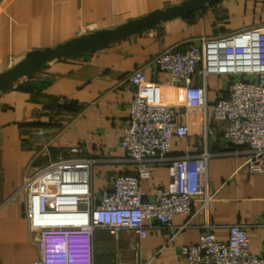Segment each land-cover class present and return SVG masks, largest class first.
<instances>
[{"label": "crops", "instance_id": "1", "mask_svg": "<svg viewBox=\"0 0 264 264\" xmlns=\"http://www.w3.org/2000/svg\"><path fill=\"white\" fill-rule=\"evenodd\" d=\"M181 1L0 0V72L28 51L113 27ZM259 26H264V0H219L93 53L47 62L40 71L1 91L0 264H33L38 258L25 217L24 195L9 199L36 168L78 148V155L93 159L91 186L95 195L115 174L135 171V165L125 160L120 140L129 103L137 92L150 102L173 106L179 114L178 122L190 125V135L171 138V154H193L199 150L196 143L205 140L206 148L214 154L207 164L213 199L207 215L197 201L190 226L171 241L169 229L156 223L141 239L130 231H121L114 239L111 231L96 230L92 237L93 263L135 264L131 250L135 242L137 264H184L180 245L196 243L206 224L222 240L227 238L228 225L244 224L250 251L259 252L264 244V173L250 172L245 155L227 153L233 147L218 137L224 124L209 112L217 98L228 96L229 77L207 76L204 112L202 108H186L183 90L169 85V74L157 70L151 62L164 49L184 50L204 37ZM139 67L145 75L144 84L138 88L118 85ZM37 129L44 133L37 135ZM167 165L156 162L141 178L145 198L150 199L158 186L167 185ZM186 220L175 215L172 224L178 226Z\"/></svg>", "mask_w": 264, "mask_h": 264}, {"label": "built area", "instance_id": "2", "mask_svg": "<svg viewBox=\"0 0 264 264\" xmlns=\"http://www.w3.org/2000/svg\"><path fill=\"white\" fill-rule=\"evenodd\" d=\"M151 62L169 74V85L183 90L186 108L204 112L207 76H228V96L217 98L209 110L224 124L218 137L233 147L227 153L245 155L250 172L264 173V26L204 37L184 50L164 49ZM144 83L139 67L118 85L138 88ZM178 116L173 106L150 102L137 92L129 103L120 140L125 160L135 165V171L115 174L98 195L91 186L93 159L78 155V148L24 178L9 199L24 195L25 217L39 253L33 264H94L92 237L96 230H109L114 239L121 231H130L141 239L156 223L169 229L171 241L190 226L197 201L207 215L213 199L207 164L214 154L205 140L196 143L199 150L193 154H171V138L192 133L188 123L178 122ZM43 133V129L36 130L37 135ZM39 146H44L42 141ZM156 162L168 164L169 181L148 199L140 181ZM261 204L264 215V198ZM175 215L187 220L175 226ZM131 250L137 264V243L131 244ZM179 252L184 264H264V244L259 252H251L244 224L228 225L225 240L217 238L206 224L198 241L180 245Z\"/></svg>", "mask_w": 264, "mask_h": 264}, {"label": "water", "instance_id": "3", "mask_svg": "<svg viewBox=\"0 0 264 264\" xmlns=\"http://www.w3.org/2000/svg\"><path fill=\"white\" fill-rule=\"evenodd\" d=\"M219 0H182L179 3L157 8L148 13L130 18L109 28H98L59 42L54 46L26 52L19 60L0 72V92L19 80L40 71L47 63L60 58H76L86 53L106 48L110 43L135 33L153 29L156 25L179 16L187 15Z\"/></svg>", "mask_w": 264, "mask_h": 264}]
</instances>
